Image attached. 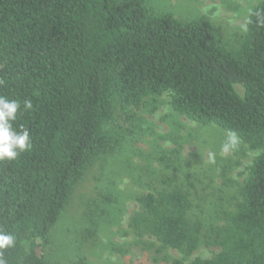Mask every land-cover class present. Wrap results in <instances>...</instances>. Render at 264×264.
<instances>
[{
	"label": "trees",
	"instance_id": "trees-1",
	"mask_svg": "<svg viewBox=\"0 0 264 264\" xmlns=\"http://www.w3.org/2000/svg\"><path fill=\"white\" fill-rule=\"evenodd\" d=\"M245 26L229 41L207 15L156 12L147 0H0V96L21 109L33 102L13 122L29 130L32 148L0 161V230L15 237L0 250L7 264H53L38 249L75 187L118 146L122 119L167 92L176 112L232 130L259 152L208 222L202 180L180 169L176 152L160 157L177 171L137 196L131 230L152 238L146 245L156 242L157 253L179 251L172 264L200 246L217 250L189 264H264V0Z\"/></svg>",
	"mask_w": 264,
	"mask_h": 264
},
{
	"label": "rangeland",
	"instance_id": "rangeland-1",
	"mask_svg": "<svg viewBox=\"0 0 264 264\" xmlns=\"http://www.w3.org/2000/svg\"><path fill=\"white\" fill-rule=\"evenodd\" d=\"M259 1L147 0L156 12L170 11L183 18L207 15L229 41L244 30L251 8ZM135 112V119L120 122L118 146L87 171L69 206L50 228L48 244L38 249L48 262L71 264L84 258L89 264H172L173 259L183 258L179 251L167 248L157 253L156 242L146 245L152 238L135 235L129 226L139 208L136 198L150 189L149 182L163 172L177 171L166 169L160 157L176 152L180 169L202 180L198 187L204 190L198 202L203 209L200 215L208 222L220 203L233 201L247 167L259 152L247 148L239 138L235 149L222 152L228 131L176 112L168 92ZM222 167L229 168L232 182L227 185L219 174ZM216 250L200 246L184 264L195 256L210 257Z\"/></svg>",
	"mask_w": 264,
	"mask_h": 264
},
{
	"label": "clouds",
	"instance_id": "clouds-1",
	"mask_svg": "<svg viewBox=\"0 0 264 264\" xmlns=\"http://www.w3.org/2000/svg\"><path fill=\"white\" fill-rule=\"evenodd\" d=\"M244 30H247L246 26ZM22 103L23 109H21L20 101L0 96V161L15 160L21 153L32 148L29 130L25 128L17 131L13 127L18 111L26 112L33 109L31 99H24ZM238 142L237 134L232 130H228L225 142L221 146V151L227 153L230 149H235ZM14 244L15 237L0 230V250L12 247ZM0 264H7V261L3 258L2 251H0Z\"/></svg>",
	"mask_w": 264,
	"mask_h": 264
}]
</instances>
